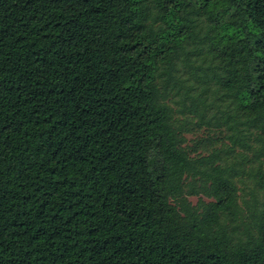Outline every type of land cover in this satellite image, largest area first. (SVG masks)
Wrapping results in <instances>:
<instances>
[{"label":"trees","instance_id":"1","mask_svg":"<svg viewBox=\"0 0 264 264\" xmlns=\"http://www.w3.org/2000/svg\"><path fill=\"white\" fill-rule=\"evenodd\" d=\"M0 264H264V0H0Z\"/></svg>","mask_w":264,"mask_h":264},{"label":"rangeland","instance_id":"2","mask_svg":"<svg viewBox=\"0 0 264 264\" xmlns=\"http://www.w3.org/2000/svg\"><path fill=\"white\" fill-rule=\"evenodd\" d=\"M192 201H193V203H196V202H197V200H196V199H193Z\"/></svg>","mask_w":264,"mask_h":264}]
</instances>
